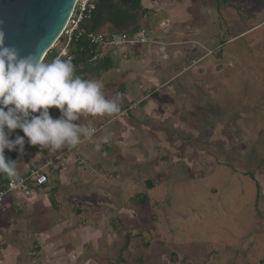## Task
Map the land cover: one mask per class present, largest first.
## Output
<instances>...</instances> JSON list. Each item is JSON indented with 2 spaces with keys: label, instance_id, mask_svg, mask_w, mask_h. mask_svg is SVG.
<instances>
[{
  "label": "rangeland",
  "instance_id": "obj_1",
  "mask_svg": "<svg viewBox=\"0 0 264 264\" xmlns=\"http://www.w3.org/2000/svg\"><path fill=\"white\" fill-rule=\"evenodd\" d=\"M193 8L202 46L194 48L195 59L207 56L189 69L190 62L179 61L173 84L189 93L187 108L193 110H173L167 123L180 120L184 126L164 130L171 148L158 143L154 150L166 161L141 170L135 192L149 204L137 207L141 222L120 225L129 236L139 235L131 238L124 260L264 264V0H196ZM164 18L158 15L148 29L156 35L170 29L171 23L166 29L158 25ZM150 20L144 18V28ZM162 56L169 58L167 52ZM28 153L48 155L36 148Z\"/></svg>",
  "mask_w": 264,
  "mask_h": 264
},
{
  "label": "crops",
  "instance_id": "obj_2",
  "mask_svg": "<svg viewBox=\"0 0 264 264\" xmlns=\"http://www.w3.org/2000/svg\"><path fill=\"white\" fill-rule=\"evenodd\" d=\"M195 3L196 0H142V12H133L134 23L122 29L115 28V15L112 14L115 4L122 8L121 2L111 0L99 4L94 19L87 25L91 31L133 32L144 28V18L151 19L145 29L153 28L152 20L164 15L158 25L171 23L172 27L169 29L168 25V30L162 33L156 30L155 38L166 46L169 58L162 59L161 47L145 45L112 49L104 55L99 52L100 57L110 58V68L93 64L84 67V79L101 81L107 98L120 94L121 111L140 105L121 119L116 118L117 114L81 116L76 123L99 129L91 144L75 147L56 169H48L49 183L35 189L32 197L11 194L6 198L0 211V264L128 263L123 252L130 254L131 238L136 240L139 235L129 236L126 233L131 231L120 225L127 221L132 227V221L141 222L137 218V207L149 204L148 199L137 198L140 192H135L143 177L141 170L146 172L149 167L144 168V165L148 162L156 161L162 165L166 161L165 156L158 158L155 146L159 143L171 148L163 131L169 127L179 130L184 126L180 120L173 123H167V120H171L176 110L181 111L178 115L193 110L187 108L188 104L191 106L189 93L182 92V86L173 87V84L179 75L178 62L189 63L198 55L194 48L202 47L197 39L201 30L197 29L191 14ZM178 33L190 38L182 39ZM180 44L187 47V52L178 49ZM171 51L183 55H178V60ZM58 53L59 49L53 51L51 60ZM70 54L74 57L71 49ZM122 86L124 90H120ZM178 100L182 101L180 106ZM55 113L52 116L58 118L59 110ZM105 135L109 140L102 143ZM96 143L101 144L100 151L95 150ZM178 144L176 141L175 145ZM68 149L57 150L56 154ZM14 152L12 160L18 155ZM28 152L16 159L20 175L43 167L50 159L46 154L29 157ZM77 157L86 161L87 169L77 165ZM8 180L0 175L1 186ZM112 215L120 219H113ZM126 241L128 248L124 250ZM33 253L36 255L32 256Z\"/></svg>",
  "mask_w": 264,
  "mask_h": 264
},
{
  "label": "clouds",
  "instance_id": "obj_3",
  "mask_svg": "<svg viewBox=\"0 0 264 264\" xmlns=\"http://www.w3.org/2000/svg\"><path fill=\"white\" fill-rule=\"evenodd\" d=\"M0 21V175L15 187L23 184L19 161L5 157V150L25 154V143L55 152L91 141L96 128L76 123L81 116H114L121 113L120 94L106 97L101 81L76 75L71 58L41 61L35 54L22 56L5 43ZM58 109L54 118L50 109ZM20 130L23 136L12 133ZM109 136L102 138L107 143ZM101 144H95L100 151Z\"/></svg>",
  "mask_w": 264,
  "mask_h": 264
},
{
  "label": "built area",
  "instance_id": "obj_4",
  "mask_svg": "<svg viewBox=\"0 0 264 264\" xmlns=\"http://www.w3.org/2000/svg\"><path fill=\"white\" fill-rule=\"evenodd\" d=\"M98 6V0H77L61 37L49 52L59 49L57 57L64 59L71 58L72 60L73 57L70 54V49L72 45L80 43L81 41H87L91 47H96L102 55L112 49H130L145 45H156L161 47V53L166 52V46L158 43L156 33L152 30L140 28L133 32H120L116 30L112 32H102L91 31L88 29L87 25L94 19ZM159 26L160 28L166 29L168 25L166 23H160ZM177 54L179 56L183 55L181 53ZM206 56L207 54L203 55L199 59H192L190 61L191 66H189L188 69L198 65V63ZM162 59L164 60L165 57L162 56ZM138 105L139 104H135L130 106L127 110L121 111L117 117H126L130 112L134 111ZM96 130L97 131L94 134V137L99 133V129ZM18 131L20 130H16V132ZM91 142L92 140H85L80 145L84 143L91 144ZM34 148H36V150L40 153H47L50 159L43 167L32 169L27 174L21 175L23 180V184L21 186L15 187L10 180H8L5 185H0V211L3 209L6 198L11 194H21L24 197L30 198L34 195L35 189H40L46 186L49 183L47 170L56 169L74 149H68L61 154H56V151L52 152L46 149L41 150L38 146ZM76 163L80 168L84 170L87 169V163L82 157H77ZM35 255V253L32 254V256Z\"/></svg>",
  "mask_w": 264,
  "mask_h": 264
},
{
  "label": "water",
  "instance_id": "obj_5",
  "mask_svg": "<svg viewBox=\"0 0 264 264\" xmlns=\"http://www.w3.org/2000/svg\"><path fill=\"white\" fill-rule=\"evenodd\" d=\"M77 0H0V21L6 33L5 43L15 46L22 56L35 54L43 61L61 37ZM99 4L111 0H98ZM53 115L55 108L50 109ZM56 115V113H55ZM58 113L57 117H59ZM23 136L21 131L11 135ZM25 151L32 149L25 138ZM5 157L13 159L14 151L5 150Z\"/></svg>",
  "mask_w": 264,
  "mask_h": 264
},
{
  "label": "trees",
  "instance_id": "obj_6",
  "mask_svg": "<svg viewBox=\"0 0 264 264\" xmlns=\"http://www.w3.org/2000/svg\"><path fill=\"white\" fill-rule=\"evenodd\" d=\"M121 2L122 8L118 7L117 4L114 5L112 14L115 15V19L113 20V24L115 28L122 29L123 27L129 26L130 23H134L135 16L133 12L141 11V2L142 0H118ZM98 11V10H97ZM71 52L74 55L72 59V63L75 66L76 75L81 76L84 78V67L88 65H96L102 66L104 69H107L108 67L112 65V62L109 60L108 57H100V51L96 47H91L87 41H81L80 43H76L72 45ZM52 51L49 52L43 62H51L52 57ZM120 90H124V87L122 86ZM19 156L16 155L14 158V161ZM153 187L152 183H149L148 189L150 190ZM139 199L145 198L148 199V197H142L138 195ZM128 243L126 241V246L124 245V250L128 248Z\"/></svg>",
  "mask_w": 264,
  "mask_h": 264
},
{
  "label": "flooded vegetation",
  "instance_id": "obj_7",
  "mask_svg": "<svg viewBox=\"0 0 264 264\" xmlns=\"http://www.w3.org/2000/svg\"><path fill=\"white\" fill-rule=\"evenodd\" d=\"M55 111H56V109H55ZM55 115V114H54ZM15 153V152H14Z\"/></svg>",
  "mask_w": 264,
  "mask_h": 264
}]
</instances>
